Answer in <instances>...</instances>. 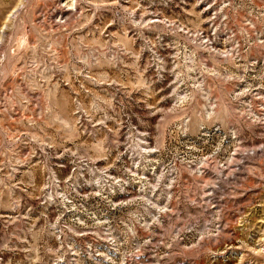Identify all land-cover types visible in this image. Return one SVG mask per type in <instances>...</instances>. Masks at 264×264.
I'll return each mask as SVG.
<instances>
[{"label": "rangeland", "instance_id": "obj_1", "mask_svg": "<svg viewBox=\"0 0 264 264\" xmlns=\"http://www.w3.org/2000/svg\"><path fill=\"white\" fill-rule=\"evenodd\" d=\"M0 264H264V0H0Z\"/></svg>", "mask_w": 264, "mask_h": 264}]
</instances>
